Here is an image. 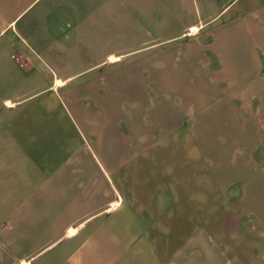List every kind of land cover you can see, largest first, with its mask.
<instances>
[{
	"label": "crops",
	"instance_id": "0c3cea01",
	"mask_svg": "<svg viewBox=\"0 0 264 264\" xmlns=\"http://www.w3.org/2000/svg\"><path fill=\"white\" fill-rule=\"evenodd\" d=\"M157 134L264 179V0H0V264H232L171 244Z\"/></svg>",
	"mask_w": 264,
	"mask_h": 264
},
{
	"label": "rangeland",
	"instance_id": "374dc122",
	"mask_svg": "<svg viewBox=\"0 0 264 264\" xmlns=\"http://www.w3.org/2000/svg\"><path fill=\"white\" fill-rule=\"evenodd\" d=\"M191 144L188 136L161 134L151 136L149 142L148 159L160 161L159 165L154 162L149 167V174H163L166 179L169 178L170 181L165 183L166 194L172 192L171 179L175 174L180 177L182 191L187 186L185 194H181V200L177 198L172 216L165 220V226L169 228L166 234L171 244L181 243L191 234L200 235L201 231L205 237L203 227L210 228L212 225L219 229L216 234L224 241L218 240L231 244L226 254L232 264H238L235 260L239 254L249 260L243 264H252V245L256 242L264 243V231H261L264 230V179L259 180L258 176L255 180L250 179L254 170L250 165L222 168L226 174L221 176V173L218 174L221 168L209 165L201 152L191 149ZM254 155L257 158L264 157V151ZM188 180L194 183L197 181V185L207 190L203 187V190L194 188V184L187 185ZM168 201L172 202V199L167 194L165 206ZM246 244L248 246H243Z\"/></svg>",
	"mask_w": 264,
	"mask_h": 264
}]
</instances>
